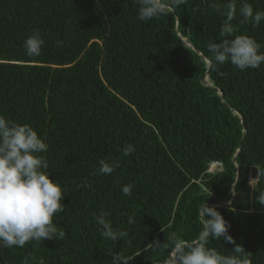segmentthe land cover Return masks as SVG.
<instances>
[{
    "label": "trees",
    "instance_id": "obj_1",
    "mask_svg": "<svg viewBox=\"0 0 264 264\" xmlns=\"http://www.w3.org/2000/svg\"><path fill=\"white\" fill-rule=\"evenodd\" d=\"M226 2L187 0L140 21L136 0H0V115L29 124L48 145L40 155L65 207L53 223L66 234L0 247V264H112L113 253L127 264H163L173 234L198 236L204 202L235 242L210 237L208 247L230 255L239 245L251 264H264V64L241 71L202 59L222 39L224 17L210 5ZM242 2L227 38L264 45V20L242 22ZM248 3L264 10V0ZM34 29L44 45L30 57L23 42ZM126 144L135 149L128 156ZM99 160L119 166L96 175ZM212 162L222 171L208 174ZM250 171L259 173L253 186ZM84 183L91 187H77ZM126 184L134 185L130 196L121 192ZM101 210L127 233L119 241L97 230ZM154 241L167 248H148Z\"/></svg>",
    "mask_w": 264,
    "mask_h": 264
},
{
    "label": "clouds",
    "instance_id": "obj_2",
    "mask_svg": "<svg viewBox=\"0 0 264 264\" xmlns=\"http://www.w3.org/2000/svg\"><path fill=\"white\" fill-rule=\"evenodd\" d=\"M186 2L187 0H136L137 19L145 21L173 14L176 7ZM236 4L237 0H227L222 9L215 3L210 5L224 17L219 29L222 39L220 42H209L207 48L210 55L202 57L204 63L210 67L230 63L243 71L256 69L264 64V51H261L264 45L246 35L227 38L236 32L232 24L237 11ZM239 15L243 18L242 22H251L254 26L264 20V10L254 11L248 0L241 3ZM176 20L180 23L179 17H176ZM59 43L58 41L57 44ZM43 45L41 33L35 29L23 42L25 53L30 57L40 55ZM47 150L48 145L32 126L0 115V247L22 248L29 241L62 240L66 235L64 229L53 223V216L63 212L65 207L61 203L64 197L62 189L58 182L49 179V165L40 155ZM121 151L124 156H128L135 149L131 144H126ZM214 163L219 164V170H215L218 167L212 168ZM98 165L94 173L96 175H110L119 166L118 162L108 160H99ZM221 171L222 164L212 162L207 173L215 174ZM254 174L258 177L253 183L249 182V186L258 181L259 173L254 171ZM81 186L91 187L87 183L77 185L78 188ZM133 187L132 184L124 185L121 188L122 194L130 196ZM210 197L211 191L208 190L207 199ZM259 202L264 205V192L260 193ZM109 215V212L101 210L95 216V221L100 235L115 243L127 233L114 229L111 221L107 219ZM199 218L202 228L196 238L185 240L173 234L169 238L173 245L171 248L159 241H154L148 248L159 249L165 246L167 250L170 249L163 264H251V253L239 245L232 249L230 255L220 254L215 248L208 247L210 237L218 240L223 238L225 242L235 244L233 238L228 235L227 222L214 207H209L204 202L199 210ZM127 222L134 224L135 220L129 216ZM38 264H45V261L40 259ZM112 264L127 262L119 253H113Z\"/></svg>",
    "mask_w": 264,
    "mask_h": 264
},
{
    "label": "built area",
    "instance_id": "obj_3",
    "mask_svg": "<svg viewBox=\"0 0 264 264\" xmlns=\"http://www.w3.org/2000/svg\"><path fill=\"white\" fill-rule=\"evenodd\" d=\"M213 165H218L219 166V164L218 163H214ZM212 165V166H213ZM254 177L252 176V173H251V171H250V173H249V176H248V179H249V182L250 183H253L254 182V179H253Z\"/></svg>",
    "mask_w": 264,
    "mask_h": 264
},
{
    "label": "water",
    "instance_id": "obj_4",
    "mask_svg": "<svg viewBox=\"0 0 264 264\" xmlns=\"http://www.w3.org/2000/svg\"><path fill=\"white\" fill-rule=\"evenodd\" d=\"M186 46H190V44L188 43V44H185ZM206 84V83H205ZM222 95L220 94V97H221ZM230 203H219L217 206H222V207H226V206H228Z\"/></svg>",
    "mask_w": 264,
    "mask_h": 264
},
{
    "label": "rangeland",
    "instance_id": "obj_5",
    "mask_svg": "<svg viewBox=\"0 0 264 264\" xmlns=\"http://www.w3.org/2000/svg\"><path fill=\"white\" fill-rule=\"evenodd\" d=\"M235 154H237V152ZM216 167H218V165H213L212 166V168H216ZM215 170H219V167L216 168ZM232 196H234V193H232ZM227 203H230L231 204L232 203V199L229 202H227Z\"/></svg>",
    "mask_w": 264,
    "mask_h": 264
},
{
    "label": "bare ground",
    "instance_id": "obj_6",
    "mask_svg": "<svg viewBox=\"0 0 264 264\" xmlns=\"http://www.w3.org/2000/svg\"><path fill=\"white\" fill-rule=\"evenodd\" d=\"M185 42H186V40L185 39H183ZM187 43V42H186ZM208 80H207V77H206V82H207ZM208 83V82H207ZM208 85H209V83H208ZM210 86V85H209ZM251 185V184H250Z\"/></svg>",
    "mask_w": 264,
    "mask_h": 264
}]
</instances>
